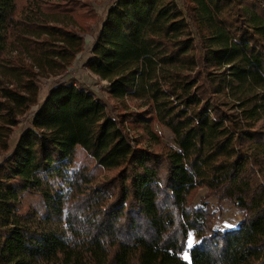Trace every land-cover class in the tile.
<instances>
[{
  "label": "trees",
  "instance_id": "obj_1",
  "mask_svg": "<svg viewBox=\"0 0 264 264\" xmlns=\"http://www.w3.org/2000/svg\"><path fill=\"white\" fill-rule=\"evenodd\" d=\"M183 3L108 8L84 66L125 104L114 115L65 75L90 1L0 0V264H264V0Z\"/></svg>",
  "mask_w": 264,
  "mask_h": 264
},
{
  "label": "rangeland",
  "instance_id": "obj_2",
  "mask_svg": "<svg viewBox=\"0 0 264 264\" xmlns=\"http://www.w3.org/2000/svg\"><path fill=\"white\" fill-rule=\"evenodd\" d=\"M92 4L95 12L99 18L98 23L93 25V29L91 32L85 35L86 44L83 52H81L77 58L75 59L71 68H69L68 72L65 75H70L74 78L75 73H79V79L74 78L77 81L79 86H84L86 88L92 89L95 94L100 97L107 105L108 110L114 114L118 115L122 113L125 108V104L122 101L114 99L110 93L108 86L103 83L97 76L92 74L85 66L84 63L87 60V57L91 53V47L96 39V34L99 31L102 20L104 19L108 8L111 4L115 2V0H88ZM179 5L183 8V0H177ZM78 71V72H77ZM65 75L50 77V78H41L39 81L40 85V95L38 100V105L43 103L46 99V96L51 89L52 86L55 85L59 80H63ZM129 105L133 107V103L131 101L127 102ZM38 105H35L31 108V110L21 118L19 125L14 129V132L10 139V151L14 148L21 132L27 128L30 124L31 118L38 108ZM134 108V107H133ZM142 123L133 126L131 122H129V128L131 130L132 135L135 139L141 138L142 142L145 144L151 145L155 149H163L166 145L172 144L171 133L164 127L154 124L153 134L151 132V136L144 132L142 129ZM141 126V127H140ZM4 155L0 156V162L3 160ZM206 192L205 188H200L194 192V200L198 202ZM211 202L214 204L215 200L211 199ZM241 217V212L230 205L229 203H224L222 211L217 212V223L223 227H232L237 224ZM43 224V223H42ZM44 225V224H43ZM49 226V225H48ZM51 228V226H49ZM194 233H190V243L194 241Z\"/></svg>",
  "mask_w": 264,
  "mask_h": 264
},
{
  "label": "crops",
  "instance_id": "obj_3",
  "mask_svg": "<svg viewBox=\"0 0 264 264\" xmlns=\"http://www.w3.org/2000/svg\"><path fill=\"white\" fill-rule=\"evenodd\" d=\"M99 30H100V29H99ZM98 32H99V31H98ZM98 32H97V34H98ZM97 34H96V35H97ZM96 37H97V36H96ZM92 45H93V44H92ZM77 72H78V71H77ZM79 77H80V76H79V73H75L74 78L79 79Z\"/></svg>",
  "mask_w": 264,
  "mask_h": 264
},
{
  "label": "built area",
  "instance_id": "obj_4",
  "mask_svg": "<svg viewBox=\"0 0 264 264\" xmlns=\"http://www.w3.org/2000/svg\"><path fill=\"white\" fill-rule=\"evenodd\" d=\"M100 79V78H99ZM103 83H105L107 86L109 85V82L108 81H106V80H102V79H100Z\"/></svg>",
  "mask_w": 264,
  "mask_h": 264
}]
</instances>
